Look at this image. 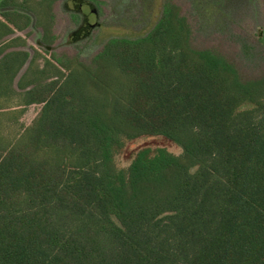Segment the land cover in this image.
I'll use <instances>...</instances> for the list:
<instances>
[{"label":"trees","instance_id":"trees-1","mask_svg":"<svg viewBox=\"0 0 264 264\" xmlns=\"http://www.w3.org/2000/svg\"><path fill=\"white\" fill-rule=\"evenodd\" d=\"M0 17L7 34L30 23ZM190 36L165 0L146 34L109 38L94 71L45 59L49 80L22 75L23 93L10 86L28 52L0 49V108L42 104L16 138L0 136V264H264V74L243 78ZM52 39L44 27L41 43ZM142 134L182 154L142 149L117 169L115 150Z\"/></svg>","mask_w":264,"mask_h":264},{"label":"rangeland","instance_id":"rangeland-1","mask_svg":"<svg viewBox=\"0 0 264 264\" xmlns=\"http://www.w3.org/2000/svg\"><path fill=\"white\" fill-rule=\"evenodd\" d=\"M22 1L13 0L17 4ZM37 1L39 0H27L24 3L30 10L18 6L0 7V13L15 9L30 16V23L23 30L14 29L11 34L0 31L2 54L27 51L28 59H31L30 63L28 60L20 69L10 86L17 93L25 90L16 85L22 75L25 80L34 76L39 77L37 80L41 82L49 80L51 66L44 63L45 59L54 63L52 59L56 57L63 62L72 63L74 67L94 71L91 60L104 43L112 37L134 38L146 34L157 22L165 0H52L44 7H40ZM171 1L179 6L180 13L189 26L190 43L193 47L217 50L236 66L243 78L260 77L264 74L262 0ZM0 20L4 21L1 17ZM16 22L21 25L24 19L17 18ZM44 27L53 35L48 45L41 43ZM41 69L46 70L45 74H39ZM62 72L67 73L64 69ZM11 99L13 98L9 101ZM41 106L42 104L33 103L7 110L1 115L2 139L16 138L21 128L28 126L37 116ZM250 107L251 104H242L239 108ZM160 148L178 156L182 154L181 147L166 136L142 134L125 139L123 146L115 150V166L119 170H125L138 151L148 149L153 153Z\"/></svg>","mask_w":264,"mask_h":264},{"label":"crops","instance_id":"crops-1","mask_svg":"<svg viewBox=\"0 0 264 264\" xmlns=\"http://www.w3.org/2000/svg\"><path fill=\"white\" fill-rule=\"evenodd\" d=\"M1 60V59H0ZM9 101V100H8ZM7 103H9L8 105H6V106H4V107H2V108H0V116L1 115H3V114H5V112L7 111V110H15V108L16 107H21V105H19V104H17V103H14V100L13 99H11V101H9V102H7ZM30 105V104H29ZM6 107H7V109H6Z\"/></svg>","mask_w":264,"mask_h":264}]
</instances>
